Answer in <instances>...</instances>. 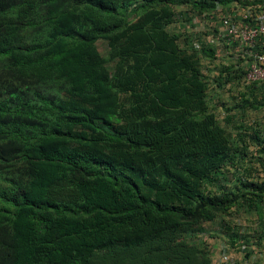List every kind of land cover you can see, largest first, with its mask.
Instances as JSON below:
<instances>
[{"label": "trees", "instance_id": "obj_1", "mask_svg": "<svg viewBox=\"0 0 264 264\" xmlns=\"http://www.w3.org/2000/svg\"><path fill=\"white\" fill-rule=\"evenodd\" d=\"M183 3L264 10V0H0V264H211L192 234L264 204V178L212 189L239 141L206 100L200 62L214 49H184L166 29ZM242 97L237 106L255 102Z\"/></svg>", "mask_w": 264, "mask_h": 264}, {"label": "rangeland", "instance_id": "obj_2", "mask_svg": "<svg viewBox=\"0 0 264 264\" xmlns=\"http://www.w3.org/2000/svg\"><path fill=\"white\" fill-rule=\"evenodd\" d=\"M259 4L258 6L247 8L251 11L252 15L264 11L262 9V3ZM237 6L242 8L240 5ZM225 14H229V11ZM262 40H264V38ZM96 45L100 54L106 59H109L107 41L99 39ZM260 53H264V51ZM106 66L112 70L113 62L108 60ZM224 67L220 69L219 73H215L216 71L214 68L209 72L205 61L201 60L200 62L201 73L206 82V100L208 107L210 110L214 111L217 121L227 129L233 138L239 141V149L234 155L232 164L227 165L226 168L216 175L218 179L217 185L212 186V189L216 190L218 187H221V185L232 188L240 177L246 176L256 180L264 178V97L260 89L255 87V85L242 82L241 75L244 70L240 72L238 79L235 78L233 81L228 82L225 77ZM220 76L221 78H219ZM242 94H245L247 97H253L255 99L254 104L237 106L242 103ZM227 117H230L229 121ZM242 125L250 128L251 134L247 136L243 132H240L239 127ZM4 174L5 172L0 174V184L4 182V179H2ZM243 205L247 208L231 216V222L238 226L240 232L250 231V233H254L260 231V221L264 219V204H259V207L254 209H249L250 207L246 203ZM247 210H251L252 212L249 213ZM203 227L209 230L208 223L206 226L203 224ZM213 235L215 234L207 235V237ZM204 236L205 235L199 233L200 239ZM253 236L254 240L257 239L256 241L261 242L260 245L255 243L257 249H259L258 251H260V249L262 250L264 248V232L261 237H258L256 233H254ZM192 237L193 239L198 238L196 234L195 236L192 234Z\"/></svg>", "mask_w": 264, "mask_h": 264}, {"label": "crops", "instance_id": "obj_3", "mask_svg": "<svg viewBox=\"0 0 264 264\" xmlns=\"http://www.w3.org/2000/svg\"><path fill=\"white\" fill-rule=\"evenodd\" d=\"M237 5L242 6V8L238 7ZM234 6L228 7L225 10L229 11L232 15H236L238 18H241L244 14L251 12L249 9H247L251 6H243L239 3L235 4ZM192 21L197 20L195 19L192 11L187 9L186 4L183 3L174 6V19L172 23L167 25L166 29L168 32L178 35L179 45L182 44V33L190 32L189 23ZM193 24H195V27L199 30L197 36L201 38L202 42L206 46H210L215 51V57L209 58L208 62L206 63L209 72H211V69L214 68L216 71L215 73H219L220 69H222L224 66H233V69H235L233 74H240L242 70H245L248 67L252 59V53H257L259 51L261 52L263 50L264 40L259 41L253 47H248V45L242 44L238 40L228 39L225 36L223 29H215L214 27H211L212 24ZM243 210L244 209L231 210L229 215L218 217L212 222H205L206 224L208 223L209 230H206L203 227V224L206 226L205 223L201 224L202 230L199 233L205 236L203 238L201 237L200 241L205 242L208 246L211 256V264H215L216 260L223 251H228L231 253L237 261H241L243 258H250L254 261L253 264H264V255L258 251L259 249H257L254 239L251 236L253 233L248 231L243 232L241 235L238 226L233 224L230 220L231 216H234L236 213H239ZM247 212L250 213L252 211ZM223 220H225L227 224L232 227L231 231L238 229L240 233L239 236H230V233L223 225ZM260 230L263 231V228ZM262 231H259V234ZM210 234L215 235L207 237V235Z\"/></svg>", "mask_w": 264, "mask_h": 264}, {"label": "built area", "instance_id": "obj_4", "mask_svg": "<svg viewBox=\"0 0 264 264\" xmlns=\"http://www.w3.org/2000/svg\"><path fill=\"white\" fill-rule=\"evenodd\" d=\"M225 9L218 6L214 11L203 13H198L196 11L192 12L198 22L192 21L189 23L190 32L182 33L181 46L184 49L200 51L202 45H205L201 38L197 36L199 30L193 23L203 25L212 24L211 27H214L215 29H223L225 36L228 39L238 40L242 44L248 45V47H253L264 38V13L262 11L254 15L250 12L248 14H244L241 18H238L230 12L229 14H225L228 12ZM201 60H204L205 63H207L209 58L201 56ZM241 80L245 84H255L256 87L260 89V92L264 97V53H252V59L248 67L244 70ZM263 249H260V251L264 255ZM253 263L254 261L250 258H243L241 261H237L228 251H223L215 262V264Z\"/></svg>", "mask_w": 264, "mask_h": 264}]
</instances>
